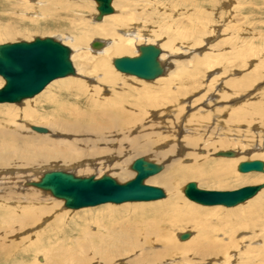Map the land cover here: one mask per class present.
Returning a JSON list of instances; mask_svg holds the SVG:
<instances>
[{
  "label": "rangeland",
  "instance_id": "374dc122",
  "mask_svg": "<svg viewBox=\"0 0 264 264\" xmlns=\"http://www.w3.org/2000/svg\"><path fill=\"white\" fill-rule=\"evenodd\" d=\"M46 1L53 2V4L59 6L61 0H7L6 2L0 0V30L12 27L16 31L13 36L1 37L0 44L22 40L31 41L34 37H52L71 49V38L79 36L82 26L87 28L97 27L92 23L97 14L95 10L96 4L93 1L70 0V5L67 7L68 11L65 9L59 10V7L55 11L53 10L54 7H51L53 4L50 6L48 3L50 10L48 9L49 11L44 14L41 6ZM80 2L88 3L89 9H76L75 6ZM11 5H14L16 9H14V6L13 8L10 7ZM112 7L114 9L113 15L115 16L109 17H120L115 24L122 22L121 28L126 31H130L133 27L141 29L142 36L140 41L136 42L137 46L145 45V42L146 44L154 43L161 49L162 54L167 52L174 53L173 58L178 63L177 65L170 63L168 66L170 71L175 70L174 72L177 76L172 85L174 88H170L169 93L161 90L149 92V87L161 86L160 80L159 84L156 82L157 80L147 82L117 72L112 67V60L121 56H136L138 54L137 49L132 47L129 48L126 54L111 56L107 59V67L119 79L111 81L112 85L104 88L97 85L101 73L94 71L95 58L88 57L84 52L85 56L83 58L90 62L91 65H88L82 72L87 78H81V82L85 81L88 86L95 89L92 92H88V95L90 97L93 96L92 98L97 100L98 106L112 102L114 111L117 110L118 106H122V108L124 107L123 110L126 111L125 113H129L135 119H139L134 121H137L135 126H129L128 134L135 137L142 134L149 137L150 134L153 137L157 135V137L159 136V142L156 141L153 145L154 147H151L153 151L170 149L173 151V154L167 159L162 160L153 157L151 154H147L148 156L137 155L132 159L134 161L138 158H145L156 164H164L163 170L154 177L149 178L145 183L161 188L165 198L147 203L137 202L120 205L109 203L79 210L65 209L61 201L59 211L62 210V212L67 213V218L80 217L83 214L87 215L83 222L80 219L75 220L79 223L75 237L79 238L83 234L80 231L84 230V226L91 219L101 216L99 211H104L107 205L113 209L142 207L146 210L147 208L166 203L169 196L166 189L159 183V178L169 174L165 169L172 162L177 160L183 166L199 167V165L195 164L193 157L187 156L191 155V153H197L200 157L202 156L209 164L216 163L219 160L230 161L234 163L232 176L220 184L208 181H204V184L203 181L193 178L180 180L175 192L182 199L181 201L195 205L204 212L196 219L197 223L194 218L186 215L182 216V219H178V221L180 220L179 222L175 219L170 221V223H161L159 228L169 235V238L167 236L165 242L163 240V243L158 244L156 242L151 246L143 244L141 240L140 245L143 247L141 254L143 256L140 264H264V189L253 199L234 208L221 206L202 207L187 200L182 194L183 187L191 182L195 183L199 189L209 191H232L243 186L264 183V175L262 173L241 174L237 172V166L240 162L259 160L264 163V158L259 152L261 149L262 152L264 150L262 148L264 147V133L255 132V129L264 131V125H261L264 123V114H262V119L260 117L258 119V116H256L257 108H264V0H115L112 3ZM81 24L82 26H79ZM144 37L148 39L146 40ZM85 40V42L80 43L82 51H85L86 47L90 48L89 43L93 40L102 41L103 39L94 36ZM186 49H190L188 53L185 52ZM89 54L91 55V52ZM183 55H188L189 57ZM190 57L191 59L185 60L183 66L179 67V64L182 63L181 60ZM179 58H181L180 61H178ZM74 62L77 64L75 60ZM67 79L63 78L51 82V86L46 92L44 91L49 85L40 94L32 99L23 101L22 104L35 99L34 106H43L45 105V93L46 96L48 95L52 99L55 97L63 101L58 94V89L63 86ZM3 84L4 82L0 78V88ZM233 84L235 85L231 87ZM78 93L82 92L78 91ZM83 95L80 97L86 98L87 94L83 93ZM65 102L72 104L71 101ZM22 104H0V109H19ZM80 106L85 105L80 103ZM105 106L107 105L103 107ZM145 106H154V108L146 107V109ZM187 106L192 107L188 109ZM203 113H205L204 117H206L204 121L198 122V120H195V123H189L194 117ZM18 118L8 121V125L11 127V125L22 124L21 118ZM188 120L191 130L183 131L178 136L176 128L181 125H187L186 121ZM3 126L0 125V127ZM10 127L7 126L6 129ZM42 128L47 130L46 127ZM122 135L123 133L119 132L110 135L112 142L108 146V151L116 154L122 149L121 146H126L124 141H120ZM187 138L197 139L201 144L206 141L215 143L216 140L225 141L227 139L232 141L237 138V140L239 139L237 141L238 148L239 146L241 148L240 150L232 147L227 149H209L210 151L203 147L178 149L176 145L178 139L183 142ZM255 144L262 146L261 149L258 147L259 150L257 149L256 151ZM224 151L236 152L239 160L236 158L214 157L216 152ZM191 160L192 163L190 162ZM50 170H62L72 173L56 167L44 170L39 169L38 172L43 174ZM127 171L121 176H113L111 174L113 172H110V170L99 171L96 169L95 171L82 174L80 177L95 176L99 178L103 174H108L118 182H125L134 177V173L129 168ZM72 174L79 176L76 173ZM256 178L263 179V182H250ZM37 191L43 197L52 198L53 201L60 202V200L49 196L47 192ZM257 204L261 206V209L257 207ZM161 211L166 217L171 215L172 211L174 215H183L184 213V209L181 207L175 210H168L165 206ZM232 212L234 213L233 217L224 216L225 213L229 215ZM53 215L49 219L46 218L39 227L28 232V234L40 230L47 222L49 224ZM134 220L130 224L125 219L121 221L128 224L127 228L129 226L136 228L139 225H136ZM200 220L206 222L202 234L198 225ZM152 221L160 223L163 220L147 219L144 222L152 223ZM240 226L244 227L241 229ZM211 231L215 232V236L210 235ZM186 232L192 234L191 242L199 243L196 249L193 246L183 247L184 243L190 240L181 242L176 238L178 234ZM165 234H163L164 237L166 236ZM3 256L0 255V264L14 263L15 258H10L5 262V256ZM38 261L40 263L41 260ZM121 263L132 264L133 262L129 261L128 257L114 259L112 262V264ZM92 264H96V262Z\"/></svg>",
  "mask_w": 264,
  "mask_h": 264
},
{
  "label": "bare ground",
  "instance_id": "6f19581e",
  "mask_svg": "<svg viewBox=\"0 0 264 264\" xmlns=\"http://www.w3.org/2000/svg\"><path fill=\"white\" fill-rule=\"evenodd\" d=\"M6 1L7 0H4V2ZM69 2L70 0H61L59 6H57V4H53V2L46 1V3H42V11L44 12V14L47 13V11L50 10L51 4H53L51 7H54L53 10L55 11L57 10V7H59V10L65 9L66 11H68L67 7L70 5ZM48 3L50 4V6L48 5ZM77 4V6L75 7L78 10L89 9L88 3L80 2ZM13 6L14 5H11L10 7L13 8ZM14 9H16V7ZM113 14L104 16L98 23L97 21H95V17L94 20L92 18V23L97 27L87 28L86 26H82V24L79 25L82 26L81 28L79 27L81 29V33L78 37L71 38L72 50H70L72 52L70 55V59L71 62L73 60L72 65L75 70V75L65 77L68 78L67 81H65L63 86L58 89V94L62 97L63 101L55 97L52 99V97H48V95L46 96L45 93V105L43 106H34L36 102V100L34 99L35 101H26L24 104H22V102L25 101L23 100L21 102L22 106L19 109H0V125H4L3 127H5H0V255H4L6 257L5 258L3 256L5 262L10 258H15L13 264H92L93 262H96V264H112L114 259L128 257L129 261L133 262L132 264H140L141 258L143 256L141 254L143 250V247L140 245L141 240L143 244L151 246L156 242H158V244L163 243V240L165 242L167 236L169 238V235L165 234L159 228L161 227V223H170V221L175 219H177V222H179L180 220L178 221V219H180L184 215L194 218L196 221V219H198L199 216H201V214H203L204 212L202 209L196 207L195 205L186 204L181 201L182 199H180L175 192L176 187L179 186L180 180L193 178L201 180L203 181V183L204 181H208L214 184H220L222 181L232 176L234 163L230 161L219 160L216 163L209 164L205 161V159H203L202 156L200 157L197 153H191V155L189 154L187 156L193 157L196 162L193 163L199 165V167H187L183 166L175 159L176 162L173 160L174 162L166 166L165 170H167L169 174L159 178V183L166 189V192L169 196L166 203L156 205L155 207H151L149 209L147 208L146 210L142 207H134L132 209H113L111 206L107 205L104 211H99L102 217L99 216L98 218L94 219L89 218L91 219V221L84 226V232L80 231L83 234L79 238L75 237V232L79 227L78 221L76 222L75 220L80 219L83 222L85 221V216L87 215L80 213L83 214L80 217L67 218V213L62 212V210L59 211L62 200H60V202L53 201L51 198L52 196L48 192L47 193L49 194V196H51V199H49L48 197H43V195L37 191H40V189H37L29 184L30 182H36L41 178L42 172H38L39 169L44 170L56 167L57 169L60 168L71 171L72 173H76L79 176L88 172L95 171L96 169H98L99 171L110 170V172H113L111 173L113 176H121L128 172V168L130 171H132L130 167L135 161L132 160L134 156L151 154L153 157L162 160L167 159L171 154H173V151H171V149L166 151H153L151 147L156 143V141L159 142V136L157 137V135L153 137L150 134L149 137L145 134H142L140 135L141 137H135L128 134V129L130 128L129 126H135L137 124V121H134L139 119H135L134 116H131L129 113H125L126 111L123 110L124 107L122 108V106H118V108H116L117 110L114 111V108H112L114 107L112 106V102L103 104V106L107 105L105 107L98 106L97 100L95 98H92L93 96L90 97L88 95V92H92L95 89L88 86L85 81H82L84 83L81 82V78H87V76L82 74V72H84L88 65H91L90 62L83 58V56H85V53L88 55V57H91L92 59L95 58L93 68L94 71H98L101 73L99 75L100 77L98 76L99 81L97 82V85H100L102 88L112 85L111 81L119 79L107 67L108 58L115 55L126 54L131 47L134 49L136 48L138 53L139 46H137L138 44L136 45V42L140 41V38L142 36L141 29L133 27L130 31L123 30V28H121L122 22L115 24L120 17H109ZM15 32L16 31L12 27H7L5 29L3 28L2 30H0V38L3 36H13ZM94 36L102 38L103 40H93L92 42L99 41L102 43V46L100 48L94 49L91 47L92 42H90L89 47L91 49L86 47L85 51H82V49L80 48V43L85 42L86 38H91ZM153 45L155 44L153 43ZM189 50L190 49H186L185 52L188 53ZM89 52H91V55L89 54ZM173 55L174 53L172 52L162 54L161 51L159 60L162 67L164 68L163 75L153 81H147L154 82L157 80L156 82H158L159 84L160 80L161 86L149 87V92L161 90L169 93L170 88H174V86L172 85L174 84L177 76L174 72L175 70L170 71L168 67L170 63H175L176 65L178 63L176 60H174ZM183 56L189 57L188 55ZM187 59H191V57L183 60L179 58L178 61L181 60L182 62L181 64H179V67L181 65L183 66V62L185 60L187 61ZM74 60L77 62V64L74 62ZM55 80L50 81L48 84L49 86H45V88L47 86L48 87L46 89L44 88V92H46V90L50 88L51 82ZM234 85L235 84H233L231 87H233ZM78 91L82 93L77 94ZM83 93L87 94L86 98L80 97L83 95ZM65 101H71L72 104H67L68 102L66 103ZM80 103L84 104L85 106H80ZM146 107L154 108V106H145V108ZM191 107L192 106H187L188 109H190ZM262 114H264V108H257L256 116H258V119L259 117L260 119H262ZM204 116L205 113L197 115V117H194L195 119L193 118L190 122L189 120L186 121L187 125H181L177 127V135L180 136L183 131H188V129H190L188 122L192 124L195 123V120H198V122H201L202 120L204 121L206 119V117ZM16 117H19L18 119L21 118L22 124L14 125L13 122H11L14 125H11V127H13L11 128L7 122L13 121ZM261 125L263 126L264 123ZM7 126L10 128L6 129ZM37 126L46 127L47 133L45 132L37 134L39 132H36L32 129L33 127ZM140 129L143 130L142 128ZM116 132L123 133L122 139H120V141H124L126 143V146H121L122 149H120V151L115 154L108 151V146H110V143L112 142L110 135H113ZM255 132L264 133L263 130L257 129H255ZM235 140H216L215 143L206 141L201 144L197 139L187 138V140L183 142L182 140L178 139L176 145L178 149H182L185 147H203L208 151L209 149H227L232 147L240 150L241 147L239 146L238 148L237 144V141L239 139L237 140L236 138ZM252 147L254 148V146ZM258 147H260L261 149L262 146L256 145V151ZM259 152L264 158V150L262 152L261 149V151L259 150ZM217 153L218 152L214 154V157H220L216 156ZM232 153L233 156L229 158H236L237 160H239V157L237 158L238 155L236 154V152ZM192 160L190 161L191 163ZM159 165H162V167H164V164ZM133 173L135 176V172ZM262 174L264 175V172ZM148 179L146 181H148ZM250 182L261 183L263 182V179L256 178L252 179V181ZM34 188L37 190H35ZM163 198H165V194ZM53 199L55 198L53 197ZM165 206L168 210H175L176 208L181 207L184 209V213L183 215H174V212L172 211V214L166 217L161 211ZM257 207H260L261 209V206L258 205ZM52 215L53 217L52 219H50L49 224L47 222V224H44V227L40 228V230H36L28 234V232L33 231L35 228L39 227L46 218L49 219ZM224 216L233 217L234 213L232 212L229 215L225 213ZM137 218L140 220H138ZM123 219H125L128 224L132 223V220L135 219L134 221L136 222V225L139 226L136 228H134L133 226H129V228H127L128 224L121 221ZM147 219H156L163 221L160 223L153 221L152 223L144 222ZM92 222L93 224H91ZM198 222L202 234V231L205 229L206 222H202L201 220ZM243 225L245 226V224ZM244 226H240L241 229ZM186 233L190 234V232ZM161 234L162 236L163 234H165L166 236H163V238ZM180 235L181 234H178L176 236L179 241H181L179 239ZM210 235L215 236V232L211 231ZM190 238L192 239V234H190L189 238L185 241L190 240ZM187 246H193L195 247L194 249H196L199 246V243H193L190 240L183 245V247ZM38 260H41L40 263Z\"/></svg>",
  "mask_w": 264,
  "mask_h": 264
},
{
  "label": "water",
  "instance_id": "95a60500",
  "mask_svg": "<svg viewBox=\"0 0 264 264\" xmlns=\"http://www.w3.org/2000/svg\"><path fill=\"white\" fill-rule=\"evenodd\" d=\"M96 4L95 21L113 14L114 0H92ZM102 43L94 41L91 47L100 48ZM161 50L153 44L140 45L136 56L114 58V69L127 76L143 81H153L163 75L159 57ZM70 48L52 37H34L31 41H17L0 44V77L4 85L0 88V104H19L40 93L50 81L74 76ZM39 133L46 129L33 127ZM216 156L229 158L231 151L218 152ZM131 170L134 178L118 182L104 174L80 177L62 170L44 172L36 182L29 184L52 197L63 201L65 209H81L103 204H123L127 202H151L164 197L159 187L147 185L145 181L162 170V165L144 158L136 159ZM239 173L264 172V163L259 160L241 162L237 166ZM264 188V183L257 186H245L233 191H215L199 189L195 183H188L184 196L202 206L236 207L256 196ZM189 233L179 236L181 241L189 238Z\"/></svg>",
  "mask_w": 264,
  "mask_h": 264
}]
</instances>
